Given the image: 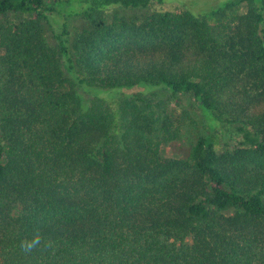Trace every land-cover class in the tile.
<instances>
[{
    "label": "trees",
    "instance_id": "16d2710c",
    "mask_svg": "<svg viewBox=\"0 0 264 264\" xmlns=\"http://www.w3.org/2000/svg\"><path fill=\"white\" fill-rule=\"evenodd\" d=\"M168 1L0 0V264H264V0L120 13ZM178 95L218 124L174 158Z\"/></svg>",
    "mask_w": 264,
    "mask_h": 264
},
{
    "label": "rangeland",
    "instance_id": "374dc122",
    "mask_svg": "<svg viewBox=\"0 0 264 264\" xmlns=\"http://www.w3.org/2000/svg\"><path fill=\"white\" fill-rule=\"evenodd\" d=\"M228 1L233 0H170L161 5L154 4L146 10L144 9L130 12L120 11V13L126 17L141 19L153 11L173 10L182 8L181 6H184L193 15H204L210 10L217 8L221 4ZM243 6L241 8V12H244ZM84 26L85 23L81 20V18L71 19L68 24V40L70 41L72 36ZM166 92L168 93V90L163 86L146 83H139L130 87H117L109 90L93 88L89 89L88 91L82 88L78 89L82 109H86L92 99L95 97L107 103L111 110H116V103L121 98H128L136 95H157L159 97H166ZM177 98L180 101L181 109L187 113V116L184 119L183 125L180 129L179 138L173 142H170L162 149V152L165 156L174 158H178L181 155L182 149L187 148L196 140V138L202 133L205 122H207L210 127H216L218 124L208 111H201L190 95H178ZM236 142L237 140L233 127H226L225 133L223 137H221L220 149L232 150L237 146Z\"/></svg>",
    "mask_w": 264,
    "mask_h": 264
},
{
    "label": "clouds",
    "instance_id": "9594fccd",
    "mask_svg": "<svg viewBox=\"0 0 264 264\" xmlns=\"http://www.w3.org/2000/svg\"><path fill=\"white\" fill-rule=\"evenodd\" d=\"M38 243H39V239L36 238V239L33 241V243L29 245V249H30L31 247H33L35 244H38Z\"/></svg>",
    "mask_w": 264,
    "mask_h": 264
}]
</instances>
